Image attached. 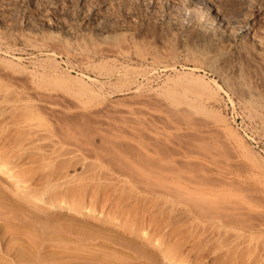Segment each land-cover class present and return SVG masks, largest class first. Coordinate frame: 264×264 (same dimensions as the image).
<instances>
[{
	"label": "rangeland",
	"instance_id": "1",
	"mask_svg": "<svg viewBox=\"0 0 264 264\" xmlns=\"http://www.w3.org/2000/svg\"><path fill=\"white\" fill-rule=\"evenodd\" d=\"M261 42L264 0H0V264H264Z\"/></svg>",
	"mask_w": 264,
	"mask_h": 264
},
{
	"label": "bare ground",
	"instance_id": "2",
	"mask_svg": "<svg viewBox=\"0 0 264 264\" xmlns=\"http://www.w3.org/2000/svg\"><path fill=\"white\" fill-rule=\"evenodd\" d=\"M192 20V19H191ZM195 21V20H194ZM193 21V22H194ZM203 23V25H206L204 22H202ZM194 25H196V26H201V23L200 22H196V23H194ZM195 26V27H196ZM207 26V25H206ZM195 27H193V28H195ZM199 27H197V28H199ZM202 27V26H201ZM208 27V26H207ZM207 27H203V28H207ZM202 28V29H203ZM209 28V27H208ZM207 28V29H208ZM207 29H206V32H207ZM210 29V28H209ZM204 30V29H203ZM202 30V31H203ZM200 31V30H199ZM210 31V30H209ZM197 32H198V30H197ZM201 32V31H200ZM199 32V34H202V33H200ZM205 32V33H206ZM211 32V31H210ZM204 33V34H205ZM213 34H215L214 33V31H213ZM213 34L211 33V35L213 36ZM207 35V34H206ZM208 35H209V33H208ZM203 37V36H202ZM211 37V36H210ZM204 38L207 40V38L209 39V37H205L204 36ZM204 38H202V39H204ZM231 38L232 37H227V39H225V40H223L220 44H219V46H218V44H215V42L217 43V39L215 40V42H214V40L213 41H210L209 42V40L208 41H206V42H209L210 44H211V42H213L214 44H213V46H211V47H218V48H216L214 51L212 50L213 48H211L209 45L210 44H208V45H206V44H203L202 45V43L201 44H199V42H198V45H200V46H194L195 48L194 49H192V53H195V54H197V55H199L202 59L204 58V59H210V61H211V59H213V58H215L218 54H222L224 51H226L227 49H228V47L230 46V42H231ZM212 39H214V38H212ZM219 41H221V40H219ZM203 42H204V40H203ZM219 43V42H218ZM259 43H260V41H259ZM212 45V44H211ZM214 45H217V46H214ZM262 45H264L262 42H261V47H262ZM263 48V47H262ZM264 50V49H263ZM261 52H264V51H261ZM257 53V51L255 52V54ZM256 56V55H255ZM199 58V57H198ZM261 58V57H260ZM200 59V58H199ZM258 59H259V57H258ZM262 59H264V57L262 56ZM153 125V128L156 126L155 124H152ZM159 125H157L156 126V129L158 128V130L160 131V129H162L161 127H158ZM152 127V126H151ZM152 128V129H153ZM152 129H150L149 128V130L152 132ZM156 129H154V132H156V136L158 137V139L160 140L161 139V137L159 138V134H163V132L164 131H160V133L156 130ZM156 130V131H155ZM154 134V133H153ZM228 135L230 136V137H232L233 139H235V141L236 142H239L238 144H240L242 147H243V145H242V143H241V141H239V139L237 138V136L236 135H234L232 132H230V131H228ZM155 135H154V137L153 138H155L156 137ZM156 137V138H157ZM164 145V144H163ZM161 148H159V150H157V149H154L155 150V153H156V156H157V154H161V155H163L162 156V159H163V157L165 156V154H163V153H165V152H162L161 153V151H164V147L162 146V144H161V146H160ZM157 150V151H156ZM161 150V151H160ZM158 152H160V153H158ZM155 153H154V151H153V155H154V158H155ZM150 155H152V154H150ZM158 157H160L161 158V156L160 155H158ZM166 157V156H165ZM164 157V158H165ZM159 158V159H160ZM156 161H159V160H153V162H156ZM161 161H163V160H161ZM160 161V162H161ZM167 161V160H166ZM160 162H157V163H159V164H162V162L160 163ZM164 163H165V161H163ZM7 170H5V168L0 164V173H5ZM56 206V205H55ZM65 210V207L64 206H58L57 205V210L56 211H58V210H62V211H64ZM72 209V208H71ZM59 212V211H58ZM178 264H180V263H178Z\"/></svg>",
	"mask_w": 264,
	"mask_h": 264
}]
</instances>
